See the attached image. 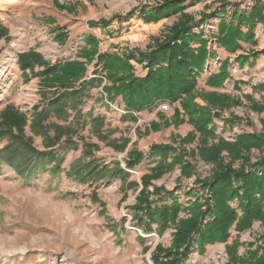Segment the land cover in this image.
Returning a JSON list of instances; mask_svg holds the SVG:
<instances>
[{
    "label": "rangeland",
    "instance_id": "rangeland-1",
    "mask_svg": "<svg viewBox=\"0 0 264 264\" xmlns=\"http://www.w3.org/2000/svg\"><path fill=\"white\" fill-rule=\"evenodd\" d=\"M162 1L0 0V27L4 30L0 37V111L12 105L27 113L23 133L31 137L36 151L51 149L45 148V137L53 135V128L47 126L45 134L39 133L38 124L31 128L30 113L40 101L39 79L30 70H20L18 55L34 49L54 63L72 60L84 46L83 39L88 34L97 38L101 52L134 47L144 50L152 37L160 36L177 20V16L152 23L142 20L140 10ZM256 2L264 3V0L188 1L185 12L196 21L207 15L202 26L196 23L195 28H203L210 37L217 31L221 8L224 7V16L228 19L236 10L249 11ZM113 16L118 17L113 19ZM111 18L113 20L105 29L89 25L92 20ZM253 31L255 43L242 42L245 48H252L256 53L248 64L236 63L241 54L247 52L245 49L231 54L216 46L221 55L215 63L220 66L224 60L228 61L230 77L221 86L208 85L215 89L197 91L199 96L194 101L204 105L203 96L213 91L238 99L240 103L217 112L218 115L212 113L208 127L213 126V135L207 138L194 131L189 115L179 103H166L167 110L160 109V104L132 112L131 118L121 97L112 102L106 100L102 90L106 79L103 74H93L95 61L91 62L87 78L100 77L103 81L82 97L83 103L79 105L82 116L72 127V140L76 145L65 146V149H59L58 145L52 147L57 156L48 163L50 157L24 154L17 137L0 161V264H154L151 257L154 247L157 244L169 246L174 230L168 228L157 233L156 224H153L152 230L145 231L132 221L130 207L142 186L140 177L150 173L160 161L170 163L173 158H180L182 165H189L188 174L176 163L159 178L152 179L148 189L151 191L155 186L170 190L185 204L193 199L186 193L195 186V179L209 178L214 170V164L199 154L203 138L208 145L216 144L219 139L233 142L239 134L261 130L264 110L257 111L254 105L264 104V90L258 87V84L264 85V24L256 22ZM56 33L66 35L64 44L56 40ZM211 41L215 43L214 39ZM133 63L136 73L142 75L145 70ZM68 113L70 121L75 111L68 108ZM90 113L91 117L98 115L103 120L90 118ZM231 115L236 117L227 121ZM84 118H87L85 122ZM69 121L49 117L42 123L66 124ZM12 133L13 136L7 131L0 135V149L18 135L15 131ZM189 133H194L192 140H188ZM124 139L128 143L122 150L119 147ZM86 143L88 146L94 143L97 148L86 150ZM154 144H169L171 150L161 158L150 152ZM132 148L141 151L144 157L133 169H126L124 160ZM259 155L258 149L247 152L251 161ZM221 156L224 163H229L226 151ZM34 157L39 161H31ZM91 157L110 167L118 161L129 176L96 181L81 177L75 170ZM241 165L240 159L232 161L235 169ZM129 181H136L137 188L128 186ZM193 189L197 193L201 190L200 186ZM165 200L170 202L168 198ZM236 241L238 257L244 259L254 250L260 254L264 249V222L254 221L250 228L240 233L232 227L225 242L208 244L203 252L194 249L183 264H229L226 245Z\"/></svg>",
    "mask_w": 264,
    "mask_h": 264
},
{
    "label": "trees",
    "instance_id": "trees-1",
    "mask_svg": "<svg viewBox=\"0 0 264 264\" xmlns=\"http://www.w3.org/2000/svg\"><path fill=\"white\" fill-rule=\"evenodd\" d=\"M197 0H163L160 4L149 9L139 11L140 17L145 23L157 22L164 18L177 16L176 22L168 27L160 36L152 37L150 44L143 49L123 48L121 50H98V40L94 35L84 37V46L79 49L75 59L61 62H52L34 49L20 53L17 63L21 71L30 70L39 79L40 101L32 108L31 128L35 124L40 126V132L45 134L47 126L53 128V135L46 136L45 148H51L45 152L36 151L31 144V137H25L23 133L27 123V113L20 112L12 105H7L0 111V135L13 136L12 131L18 135L10 139V144L0 149V161L7 154L12 142H17L22 147L24 154L41 155L50 157L51 162L57 155L52 147L58 145L59 149L76 144L72 140L73 122L82 116L79 105L83 103V96H87L89 89L102 84V78H87L88 65L94 63V73L104 75L106 84L102 86L106 94V100L112 102L116 97H121L124 109L131 116L132 112L151 109L161 103H179L182 109L189 115V120L194 126V131L207 138L213 135L212 113L228 109L238 105V99H231L227 95H218L215 92L205 93L202 100L204 105L194 101L198 94V80L204 73L209 58L213 57V51L209 46L212 38L215 43L228 53H234L242 49L241 42L255 43L254 27L256 22L264 24V3L256 2L253 7L245 12L236 10L226 19L224 7L220 9L221 18L217 23V31L210 37L196 23H204L206 16L196 21L185 12L187 2ZM119 16V15H118ZM112 18L114 19L115 17ZM225 17V18H224ZM99 19L89 21L91 27L105 29L113 19ZM119 22V21H118ZM246 27V30H243ZM4 30L0 27V37ZM56 40L64 44L67 37L64 33H56ZM242 55L238 58L241 65L250 62L249 56ZM140 64L144 73L138 75L134 63ZM228 61L224 60L216 73L208 76L206 84L221 86L230 77L227 70ZM37 68V70H36ZM23 72V73H24ZM258 87L264 90L263 84ZM68 108L75 111L74 117L69 121ZM257 111L264 110L262 106L254 105ZM103 120L102 116L91 117ZM54 117L56 121H69L66 124L49 122L42 123L44 119ZM234 117L231 115V121ZM87 118H84L85 122ZM95 130H99L96 128ZM188 140H192L194 133H189ZM18 137V138H17ZM1 138V137H0ZM199 154L207 162L214 164V170L209 178H196L195 186H200L199 193L194 187L186 193L187 197H193L185 204L172 191L162 187H153L149 191L152 179L159 178L170 170L176 163L181 164L180 158H173L170 163L159 162L148 174L140 177L141 188L135 197L132 221L142 226L145 231L152 230L156 224V232L162 233L168 228L174 231L171 234V243L164 247L157 244L152 251L154 264H183L192 251L196 249L203 252L205 246L217 242H225L230 237L233 227L240 233L251 227L254 221L264 222V119L261 120L259 132L242 133L236 136L233 142L219 139L216 144L208 145L202 139ZM128 140L121 142L120 149L124 150ZM86 143V150H94V143ZM251 149H258L260 155L253 161L247 156ZM152 154L161 158L171 150L169 144H154L149 148ZM227 152L229 163H224L221 153ZM246 152V154H245ZM2 156V157H1ZM144 157V154L136 148L130 149L124 160L126 169H133ZM240 159L242 165L235 169L232 161ZM31 161L38 162L36 157ZM28 162V161H27ZM189 165H182L184 173H187ZM44 166L41 170H44ZM75 172L81 177L92 181L121 177L125 179L129 173L121 167L118 161L114 166L99 162L91 157L84 164L76 168ZM128 186L137 188L136 181H129ZM168 198L170 202L165 199ZM236 202L234 205L233 203ZM184 213V215H181ZM238 242L226 245L229 264H264V249L258 254L254 250L248 257L242 259L236 254Z\"/></svg>",
    "mask_w": 264,
    "mask_h": 264
},
{
    "label": "crops",
    "instance_id": "crops-1",
    "mask_svg": "<svg viewBox=\"0 0 264 264\" xmlns=\"http://www.w3.org/2000/svg\"><path fill=\"white\" fill-rule=\"evenodd\" d=\"M213 39V38H212ZM216 46H218L216 43H210V50L213 51V57L212 58H209L208 61H207V64H206V68H205V71L204 73L201 75V77L199 78L198 80V91L199 90H203L205 88L209 89V90H212V89H215V88H212L208 85H206V80L208 78V76L212 73H216L218 71V67L219 65L217 66L215 61L216 59H218L221 55V51L219 50L220 49H223L221 47L217 48ZM241 46H242V49H245L247 52H243V54L241 55H251V53L253 52L252 51V48H245L244 46V43L241 42ZM250 52V53H249ZM239 55V54H238ZM252 56H249V59L251 58ZM215 58V59H214ZM212 59V60H211ZM229 63H230V59H229ZM237 64L241 65L238 60L236 61ZM242 66V65H241ZM230 75V74H229ZM122 104V103H121Z\"/></svg>",
    "mask_w": 264,
    "mask_h": 264
},
{
    "label": "built area",
    "instance_id": "built-area-1",
    "mask_svg": "<svg viewBox=\"0 0 264 264\" xmlns=\"http://www.w3.org/2000/svg\"><path fill=\"white\" fill-rule=\"evenodd\" d=\"M160 109L167 110L168 109V105L166 103H161Z\"/></svg>",
    "mask_w": 264,
    "mask_h": 264
}]
</instances>
